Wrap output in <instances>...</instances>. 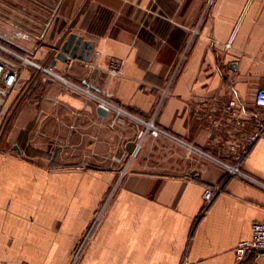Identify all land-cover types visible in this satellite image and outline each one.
I'll use <instances>...</instances> for the list:
<instances>
[{
    "label": "crops",
    "instance_id": "obj_1",
    "mask_svg": "<svg viewBox=\"0 0 264 264\" xmlns=\"http://www.w3.org/2000/svg\"><path fill=\"white\" fill-rule=\"evenodd\" d=\"M70 33L94 44L91 59L54 70L169 136L133 155L138 124L111 128L113 112L47 78L24 90L21 153L0 156V263L74 264L83 250L77 264H264L261 250L236 256L264 222V136L240 165L257 182L215 162L233 164L264 116V0H63L39 63Z\"/></svg>",
    "mask_w": 264,
    "mask_h": 264
},
{
    "label": "built area",
    "instance_id": "obj_2",
    "mask_svg": "<svg viewBox=\"0 0 264 264\" xmlns=\"http://www.w3.org/2000/svg\"><path fill=\"white\" fill-rule=\"evenodd\" d=\"M62 2L63 0H0V16H6V18L0 22V29L5 31L1 38H3V41L6 44H12L10 41V33L12 32L15 34L16 39H18L16 47L21 51L26 52V54H29V57L22 55L18 56V54H14V52L6 49L5 47H1V49L10 55H14L17 59L19 58V60H21L23 63L34 67L38 70V72L44 74L48 79L50 78L52 80H59L60 82L68 85L67 87L73 89L74 92L83 94L84 90L81 87L71 84L67 80L61 78L54 71V68L48 63L46 65H42L39 62H34L32 60L37 54V49H40L44 43L46 44L45 39L59 13ZM12 13H14V15L18 18H15L14 20L11 19L10 16ZM231 44L232 39L227 44V47L230 48ZM53 51L56 53L58 52L57 48H55ZM40 53H43L42 49L40 50ZM10 66L12 67L13 65L8 60L0 57V82L4 80L6 81V84L8 83V86H12V83L14 84L16 82V74L13 71L11 72ZM108 72L111 75L119 74L117 66H111ZM9 83H11V85H9ZM3 93L5 95L4 89L0 87V106L3 102ZM86 94L91 95L89 92H86ZM254 103L258 108L264 109V88H261L256 92ZM98 107H102L107 111L113 112L114 117L110 125L111 128L124 126L127 123V119L133 120L146 127L145 130L140 131L138 135V144L136 145L133 155L148 137V133H151L154 137H158L159 135L169 136L164 131L159 129L154 124V121L148 123L143 122L113 103L98 99ZM235 107L236 102L231 100L227 106V110L230 111L234 117L237 116V112L234 111ZM259 117L260 121L257 123V127L252 131V133L249 134L246 139V143L243 144L241 149L231 146L230 153L233 164H229L222 160L215 161L217 165L221 166L223 169H225V171L228 172L227 175L238 176L245 180L257 182L251 176L243 173L240 169V165L245 157L249 154L253 145L264 136V116L260 115ZM240 120L241 118L237 119L238 125H241ZM191 150L196 149H192L191 147ZM195 152L198 151L196 150ZM203 156L208 157L207 154H204ZM220 191V187L207 188L204 191L203 199L206 203V206L212 204ZM260 249H264V222L254 223L251 228V238L238 244L236 248L237 260L242 261L250 250ZM183 264L187 263L184 262Z\"/></svg>",
    "mask_w": 264,
    "mask_h": 264
},
{
    "label": "rangeland",
    "instance_id": "obj_3",
    "mask_svg": "<svg viewBox=\"0 0 264 264\" xmlns=\"http://www.w3.org/2000/svg\"><path fill=\"white\" fill-rule=\"evenodd\" d=\"M13 4H14V1H13ZM5 18H6V16H2V17L0 16V22H2ZM10 18L14 20L15 18H18V17L15 16L14 13H12ZM4 33H5V31L3 29H0V57L8 60L13 65L12 67L10 66V68H11V72L13 71L16 74V82L14 83L13 86H7L6 81H4V80H2L0 82V87L3 88L5 91V95L3 97V102L0 106V156L4 153L16 154L15 145L17 144L18 141L16 138L17 137L16 134H14V131L16 130L15 125H16L18 115H19V110H20L19 107L21 105V102H20L21 93H23L24 90H27V89L28 90L34 89L38 83V80L43 81V79L47 78L44 74H42L41 72H38V70L35 69L34 67L27 65L26 63H23L21 60H19V58L17 59L14 55H10L1 49V47H5L6 49L14 52V54H16V55L18 54V56L22 55L25 57H29L28 56L29 54H26V52L21 51L19 48L16 47L18 39H16L15 34H13L12 32L10 33V39H11L10 41L12 44H6L3 41V38H1V36H3ZM14 33H15V31H14ZM41 49L42 48L37 49V54L32 59L34 62H36V61L39 62L38 60L43 59V57H44V59L47 58V55L44 54V52L40 53ZM28 73H30V74L28 75ZM56 73L61 78L67 80L69 83L75 84L76 86L81 87L84 90V93L82 95L86 99H88V101L92 102L93 104L98 106V99H102V100L106 101L105 99L100 97L98 94H96L92 90L91 86H89V85H86V86L78 85V84L74 83L73 81L69 80L64 75L59 74L58 72H56ZM50 80H52V79H50ZM52 81L55 82V85H57L58 87H60L61 89L65 90L67 92L73 91V89L67 87L68 85L60 82L59 80L53 79ZM86 92H89L92 96L86 94ZM126 112H128V111H126ZM138 119L143 121V122H146V123L151 122V121L142 120L140 118H138ZM130 123L138 124L141 127V129L138 131V134H137V144H138V135H139L140 131L145 130L146 127L142 124H139V123H137L133 120H129V119H127V123L122 127H126V125L130 124ZM11 134H13V135L11 136ZM148 136H152V134L148 133ZM159 136H161V135H159ZM112 164H114L117 167L122 166L121 169L119 170V176H120V179H122L125 176V174L127 173V168H125L126 162H123L122 159H118L117 157H115L112 159ZM110 196H111V193H108L106 199L107 198L109 199ZM93 231H94V226L90 231V234H91L90 238L93 234ZM83 247L84 246H82L81 249H83ZM82 251L83 250H81V252ZM79 252L80 251L78 250L76 255L73 257V259H74L73 263L74 264H77V261H78L77 259L79 258Z\"/></svg>",
    "mask_w": 264,
    "mask_h": 264
},
{
    "label": "water",
    "instance_id": "obj_4",
    "mask_svg": "<svg viewBox=\"0 0 264 264\" xmlns=\"http://www.w3.org/2000/svg\"><path fill=\"white\" fill-rule=\"evenodd\" d=\"M57 47L56 60L51 64L55 66L56 61L68 62L69 59L79 60L82 62L90 61L94 49V44L90 41H85L83 37H77L74 33H70ZM97 112L101 116H106L108 111L102 107L97 108ZM134 144L132 145V149ZM15 149L20 154V149L16 146ZM264 253V249H260Z\"/></svg>",
    "mask_w": 264,
    "mask_h": 264
},
{
    "label": "bare ground",
    "instance_id": "obj_5",
    "mask_svg": "<svg viewBox=\"0 0 264 264\" xmlns=\"http://www.w3.org/2000/svg\"><path fill=\"white\" fill-rule=\"evenodd\" d=\"M12 83V82H11ZM11 83H9V85H11ZM7 86H8V83L6 84ZM14 84L12 83V86H13ZM3 95H4V93H3Z\"/></svg>",
    "mask_w": 264,
    "mask_h": 264
}]
</instances>
